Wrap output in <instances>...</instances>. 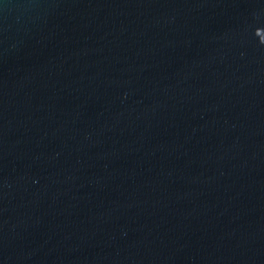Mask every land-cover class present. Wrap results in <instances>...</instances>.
Segmentation results:
<instances>
[{
    "label": "water",
    "instance_id": "95a60500",
    "mask_svg": "<svg viewBox=\"0 0 264 264\" xmlns=\"http://www.w3.org/2000/svg\"><path fill=\"white\" fill-rule=\"evenodd\" d=\"M0 264H264V0H0Z\"/></svg>",
    "mask_w": 264,
    "mask_h": 264
}]
</instances>
